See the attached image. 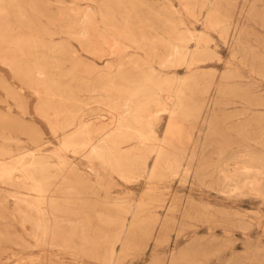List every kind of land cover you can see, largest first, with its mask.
Segmentation results:
<instances>
[{
  "label": "rangeland",
  "instance_id": "rangeland-1",
  "mask_svg": "<svg viewBox=\"0 0 264 264\" xmlns=\"http://www.w3.org/2000/svg\"><path fill=\"white\" fill-rule=\"evenodd\" d=\"M86 11L117 53L60 32ZM33 57L60 83L46 108ZM117 65L132 95L107 87ZM124 102L151 131L115 139L130 154L118 168L40 114L96 140ZM0 264H264V0H0Z\"/></svg>",
  "mask_w": 264,
  "mask_h": 264
},
{
  "label": "bare ground",
  "instance_id": "bare-ground-1",
  "mask_svg": "<svg viewBox=\"0 0 264 264\" xmlns=\"http://www.w3.org/2000/svg\"><path fill=\"white\" fill-rule=\"evenodd\" d=\"M80 20L81 25L77 28H74L69 24L61 22L59 26L60 32L67 37L75 38L80 43L82 49L85 52L94 55L98 59H102L106 56L117 53V48H119L120 45L114 40L109 41L102 37V34L98 32V28L96 25V17L94 14H90L89 11L83 12V16ZM128 37L132 38L133 36L130 35ZM105 45L107 47H104ZM178 53V50L175 49L172 53H170L168 60L172 62L174 56H177ZM39 61L42 65L47 64V62L43 58L35 60V57H33V61L31 64L32 69L27 70L28 73H26L28 75L26 76L28 77L27 79L29 85H37L38 89L36 90V92L39 95L40 100H44L43 105L45 104L46 107H49L47 104V100L49 99L45 97V94H49L48 91L52 90L54 94L58 95L60 83L58 84L51 82L53 81V78H51V74H53L52 71H47L43 67L41 69L36 68L35 64ZM31 70H33L34 72L32 73ZM122 80L123 79L121 78L120 65H117L112 77L108 80L109 84L106 85L112 92H124L128 95H132L135 90V86L132 84L134 81L131 79H127L128 83L125 84ZM50 88L51 90H49ZM144 91H151V97L153 100L161 99V95H159L153 90L148 89L147 87H144ZM50 108H52L53 113H47L45 115L40 112L39 113L44 116V118L46 117L47 121L50 122V125L53 128L54 126H59L62 129L63 134H65L63 138V145L70 142L69 139L71 137L72 142L75 143L74 149L78 151L79 155L93 156L96 159L108 162L113 166H116L117 168L120 166H124V161L125 159L130 157V154L124 149L125 147H122L125 145L126 141L119 142L115 139L133 138L137 139L141 144H143L146 143V140L149 138V132L151 131V129L147 128L145 125L146 122L143 119L144 116L139 113V111L135 110L129 102H124L120 105L117 104L114 106V108L112 109L113 112L111 113V121L106 123L107 125H111V127L109 126V128L104 129L101 136L98 137L96 140H94L90 136L86 138L84 137V133H89V126L85 121H78L77 119L67 116L63 121L58 122L56 121L55 117L60 114L59 111L56 110L54 106ZM48 117H52L54 119ZM130 151L132 152V150ZM151 151H153L157 155V157L160 158V161L166 160V151L163 147H161L159 143L153 145L151 147ZM2 180L6 183V188L11 186L13 187V189H21L20 194H18V196L15 195L16 199H20L21 201L26 200L23 199V196L28 194L27 189L25 187L26 184H20L19 178L16 175L11 173V171H5L2 175ZM254 183L256 182L253 180L245 181V184L248 187H251Z\"/></svg>",
  "mask_w": 264,
  "mask_h": 264
}]
</instances>
